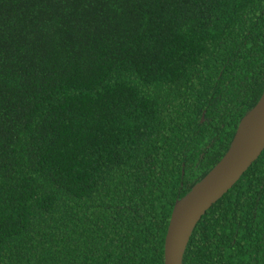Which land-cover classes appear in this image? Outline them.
I'll return each instance as SVG.
<instances>
[{"label":"trees","instance_id":"obj_1","mask_svg":"<svg viewBox=\"0 0 264 264\" xmlns=\"http://www.w3.org/2000/svg\"><path fill=\"white\" fill-rule=\"evenodd\" d=\"M263 94L264 0H0V264H165ZM183 264H264V151Z\"/></svg>","mask_w":264,"mask_h":264},{"label":"water","instance_id":"obj_2","mask_svg":"<svg viewBox=\"0 0 264 264\" xmlns=\"http://www.w3.org/2000/svg\"><path fill=\"white\" fill-rule=\"evenodd\" d=\"M256 110L259 124L255 135L249 143V151L247 154L240 157L227 169L219 172L197 195H195L197 187L201 185L234 150L235 142L245 119ZM263 151L264 94L255 108L242 120L232 148L224 159L205 178L196 184L188 195L176 203L165 240V264H183L186 247L199 220L215 202L237 183L249 167L260 157Z\"/></svg>","mask_w":264,"mask_h":264},{"label":"bare ground","instance_id":"obj_3","mask_svg":"<svg viewBox=\"0 0 264 264\" xmlns=\"http://www.w3.org/2000/svg\"><path fill=\"white\" fill-rule=\"evenodd\" d=\"M257 110L254 111L250 116H248L241 128L239 136L235 142L234 150L229 154L225 161L216 169L214 172L201 184L197 187L195 195L201 191V189L207 185V183L213 179L219 172L224 169H227L234 162H236L240 157L247 154L249 151V143L252 140L253 136L256 133L258 128L259 120L257 117Z\"/></svg>","mask_w":264,"mask_h":264}]
</instances>
